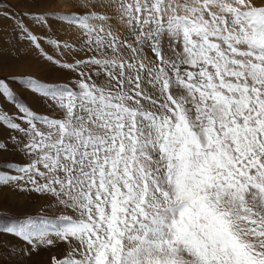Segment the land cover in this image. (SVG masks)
Wrapping results in <instances>:
<instances>
[{
    "label": "snow or ice",
    "instance_id": "snow-or-ice-1",
    "mask_svg": "<svg viewBox=\"0 0 264 264\" xmlns=\"http://www.w3.org/2000/svg\"><path fill=\"white\" fill-rule=\"evenodd\" d=\"M52 3L0 0V67L14 41L68 73L0 78V188L48 201L0 233L49 264H264V0Z\"/></svg>",
    "mask_w": 264,
    "mask_h": 264
},
{
    "label": "rangeland",
    "instance_id": "rangeland-1",
    "mask_svg": "<svg viewBox=\"0 0 264 264\" xmlns=\"http://www.w3.org/2000/svg\"><path fill=\"white\" fill-rule=\"evenodd\" d=\"M51 7L57 8V0H53ZM9 23L10 22L5 21V24ZM8 31L10 32L11 29L9 28ZM35 31L39 32L40 30L36 29ZM67 38V35H61L59 37V39L61 40ZM13 44L15 45V47L12 56H16L18 57V59L13 61L12 56L6 55L4 57V60L8 66L0 67V78L8 77L11 75L19 76L22 74H31L41 81L53 82L64 80L68 75V73H66L65 71L39 58L36 51L34 49L29 50L26 43H20L16 45L13 41ZM4 47L7 48L8 45H4ZM45 47L47 48L48 46L45 45ZM48 50L50 52L52 51L50 48H48ZM9 83L13 91L15 92V98L19 104L27 105L40 114L50 113V109L45 105L43 99L38 94L27 89L22 81H9ZM5 111L9 114H18V110L13 103H10L6 99L0 97V114ZM11 135H13V133L6 126H0V141L7 142L9 146H11L12 142L9 139ZM9 158L17 160L21 159V157L19 156L9 157L7 153H4L3 156L0 155V159ZM47 204L48 201L46 200V198L35 192H20L12 191L8 188H0V226L9 225L12 222L18 219H22L28 215H36L41 212V209H45ZM49 214H51V212H49ZM8 242H10V244H7ZM17 242L19 243L20 247L19 245H16ZM22 246L23 242L20 239H17L15 236L0 233V264H14V262L10 258L12 252L14 254L17 253L16 255L20 257V260L22 259L21 263L24 264H35L37 261V263L40 264H49L50 258L52 256H59L65 250V246L63 244L52 248L41 247L37 252H35L36 254H32L33 256L31 255L30 257H25L18 254ZM48 253H50V255ZM47 259L49 262L47 261Z\"/></svg>",
    "mask_w": 264,
    "mask_h": 264
},
{
    "label": "bare ground",
    "instance_id": "bare-ground-1",
    "mask_svg": "<svg viewBox=\"0 0 264 264\" xmlns=\"http://www.w3.org/2000/svg\"><path fill=\"white\" fill-rule=\"evenodd\" d=\"M63 8V7H65V3H64V0H57V8ZM64 40V39H63ZM9 140V139H8ZM3 156V155H2ZM22 199V198H21ZM10 200V199H9ZM8 200V201H9ZM39 206H41V205H39ZM13 210V209H12ZM20 210V209H19ZM15 213V212H14ZM2 238H4V237H2ZM9 238H10V236H9ZM18 239V238H17ZM4 240V239H3ZM15 241V240H14ZM15 243V242H14ZM7 244H10V242H8ZM16 245H19V243L17 242V244ZM19 247H20V245H19ZM51 252V251H50ZM57 252H58V250H57ZM16 253V252H15ZM53 253V252H52ZM51 253V254H52ZM17 254V253H16ZM16 254H14L13 252L11 253V255H10V258H11V260L14 262V264H24V263H21V260H20V257L18 256V255H16ZM36 254V253H35ZM44 254V253H43ZM49 255H50V253H48ZM33 256V255H32ZM47 256V255H46ZM51 257V256H50ZM49 257V258H50ZM24 258V257H23ZM42 259V258H41ZM32 260V259H31ZM28 261V260H27ZM33 261H35V260H33ZM47 261H48V259H47ZM38 262V261H37ZM35 263V264H40V263ZM49 262V261H48ZM26 263H28V262H26ZM32 264H34V263H32Z\"/></svg>",
    "mask_w": 264,
    "mask_h": 264
}]
</instances>
